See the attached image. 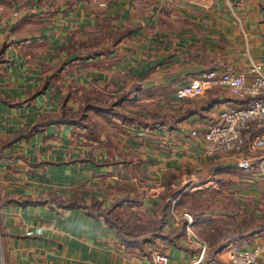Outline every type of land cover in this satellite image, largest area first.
I'll list each match as a JSON object with an SVG mask.
<instances>
[{
	"label": "crops",
	"instance_id": "1",
	"mask_svg": "<svg viewBox=\"0 0 264 264\" xmlns=\"http://www.w3.org/2000/svg\"><path fill=\"white\" fill-rule=\"evenodd\" d=\"M255 63L264 70V0H0V264H155L158 250L169 264H231L235 246H262L264 261V149L248 148L245 170L201 137L246 99L226 86L175 94ZM91 92L109 105L88 112L90 127L50 123L5 145ZM263 130L254 123L248 144ZM50 194L149 218L166 198V237L129 249Z\"/></svg>",
	"mask_w": 264,
	"mask_h": 264
},
{
	"label": "built area",
	"instance_id": "2",
	"mask_svg": "<svg viewBox=\"0 0 264 264\" xmlns=\"http://www.w3.org/2000/svg\"><path fill=\"white\" fill-rule=\"evenodd\" d=\"M101 5L105 2L101 1ZM226 86L233 95L246 99L244 105H235L222 109L218 120L202 130V140L209 154L225 153L235 159L242 169L251 167L252 157L248 148L264 149V130L248 144L247 132L254 123L264 128V70L263 65L253 64L251 74L229 71L205 72L200 78L185 82L175 91L179 99L201 96L207 88ZM199 131L194 129L193 135ZM262 167V164H261ZM263 247H232L228 258L231 264H264L261 259ZM155 264H169V256L164 252H154ZM4 264V263H3Z\"/></svg>",
	"mask_w": 264,
	"mask_h": 264
},
{
	"label": "trees",
	"instance_id": "3",
	"mask_svg": "<svg viewBox=\"0 0 264 264\" xmlns=\"http://www.w3.org/2000/svg\"><path fill=\"white\" fill-rule=\"evenodd\" d=\"M96 94L92 92L86 93L78 109L70 107L67 103V97L64 98L59 112L42 115L33 125L25 128L16 135L10 136L5 145L27 136L50 123H68L90 127L89 121L87 120L88 112L98 107L100 104L105 105L107 103L102 95ZM108 105L107 103V106ZM177 195L178 193H172L174 197ZM49 197L57 202L60 207L62 206V202H64V206L62 207H82L88 214L104 218L109 225L116 228L120 241L129 249L150 252L148 250V244L150 242L164 239V236L166 237L163 228L172 207V201L166 200V198H164L165 200L160 210L155 209L154 216L149 218L129 208L118 209L117 207H119V204L105 207L102 202L97 199H93L89 203H84L77 195L65 201L57 194H50ZM262 227L264 229V223Z\"/></svg>",
	"mask_w": 264,
	"mask_h": 264
},
{
	"label": "rangeland",
	"instance_id": "4",
	"mask_svg": "<svg viewBox=\"0 0 264 264\" xmlns=\"http://www.w3.org/2000/svg\"><path fill=\"white\" fill-rule=\"evenodd\" d=\"M17 15H18V12L15 11V12H13V16H12V17H17ZM74 93H76V91H75ZM67 97H68V99H69V98H71V97H74V95H73V93H71L70 95H67ZM131 181L134 182V183L136 182L134 179H132ZM158 251H159V252H162V251H160V250H158ZM155 252H157V251H155ZM153 254H154V253H152V258H153ZM153 261H154V260H153Z\"/></svg>",
	"mask_w": 264,
	"mask_h": 264
}]
</instances>
